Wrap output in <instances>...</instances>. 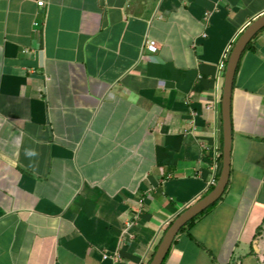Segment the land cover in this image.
<instances>
[{
    "label": "crops",
    "instance_id": "crops-1",
    "mask_svg": "<svg viewBox=\"0 0 264 264\" xmlns=\"http://www.w3.org/2000/svg\"><path fill=\"white\" fill-rule=\"evenodd\" d=\"M43 1L0 0V264H148L214 180L264 0ZM230 123L225 189L161 264H264V29Z\"/></svg>",
    "mask_w": 264,
    "mask_h": 264
},
{
    "label": "water",
    "instance_id": "water-1",
    "mask_svg": "<svg viewBox=\"0 0 264 264\" xmlns=\"http://www.w3.org/2000/svg\"><path fill=\"white\" fill-rule=\"evenodd\" d=\"M264 27V13L255 17L240 32L228 53L224 70L220 98L221 159L218 176L210 190L180 211L165 229L148 264H161L178 230L189 219L207 208L223 193L229 177L231 150L230 95L235 69L247 42Z\"/></svg>",
    "mask_w": 264,
    "mask_h": 264
},
{
    "label": "trees",
    "instance_id": "trees-1",
    "mask_svg": "<svg viewBox=\"0 0 264 264\" xmlns=\"http://www.w3.org/2000/svg\"><path fill=\"white\" fill-rule=\"evenodd\" d=\"M264 29V27L263 28H261L258 32H260L261 30H263ZM257 32V33H258ZM256 33V34H257ZM255 34V35H256ZM254 35V36H255ZM254 36L247 42V44H246V46H245V48L244 49H248V48H250L251 47V42H252V39L254 38ZM219 168H220V158L218 159V162H217V167H216V171H215V176H214V180H213V182H212V184L210 185V187H209V189L208 190H210L211 188H212V186H213V184H214V182H215V180H216V178H217V176H218V173H219ZM220 198V197H219ZM218 198V199H219ZM217 199V200H218ZM216 200V201H217ZM216 201H214L212 204H210L207 208H205L204 210H202L201 212H199L197 215H195L194 217H192L191 219H189L184 225H182L181 227H180V229L178 230V232L177 233H180L181 231H183L184 229H186L187 227H189L194 221H195V219H197L198 217H200L201 215H203L205 212H207L212 206H214V204L216 203Z\"/></svg>",
    "mask_w": 264,
    "mask_h": 264
},
{
    "label": "built area",
    "instance_id": "built-area-1",
    "mask_svg": "<svg viewBox=\"0 0 264 264\" xmlns=\"http://www.w3.org/2000/svg\"><path fill=\"white\" fill-rule=\"evenodd\" d=\"M35 1H36L37 5H43L44 4V1L43 0H35ZM147 49L149 51H152V52L155 51L156 45H155V41L153 39L147 40ZM107 256L108 255L105 253V254L102 255V258L105 259V258H107ZM112 259H113L114 262H117L118 255L117 254H114L113 257H112Z\"/></svg>",
    "mask_w": 264,
    "mask_h": 264
}]
</instances>
